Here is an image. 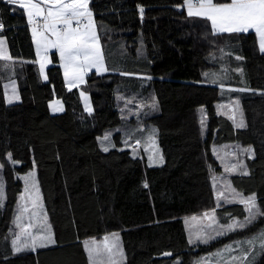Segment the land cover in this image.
I'll return each instance as SVG.
<instances>
[{"label": "trees", "instance_id": "16d2710c", "mask_svg": "<svg viewBox=\"0 0 264 264\" xmlns=\"http://www.w3.org/2000/svg\"><path fill=\"white\" fill-rule=\"evenodd\" d=\"M186 1L90 0L108 72L88 75V112L80 88H68L56 52L41 80L25 9L0 0L21 95L6 101L0 62V264H35L12 245L20 174L33 168L55 240L38 249V264H91L85 242L108 233L122 239L121 264H195L203 251L264 230V51L255 31L216 32L210 20L185 11ZM124 94L152 103L141 120L156 127L162 164L101 146L100 137L122 123ZM55 95L65 103L60 113L50 111ZM231 98L241 104L242 127L219 111ZM232 141L253 148L248 172L231 181L261 212L194 250L187 216L215 209L222 224L248 216L241 202L218 205L213 187L220 168L213 147ZM252 264H264V249Z\"/></svg>", "mask_w": 264, "mask_h": 264}, {"label": "rangeland", "instance_id": "374dc122", "mask_svg": "<svg viewBox=\"0 0 264 264\" xmlns=\"http://www.w3.org/2000/svg\"><path fill=\"white\" fill-rule=\"evenodd\" d=\"M34 2L39 3L40 0H34ZM41 7H44V5L41 4ZM88 9L92 13V22L95 25V32L99 40L100 52L103 58V65L105 68H107L94 13L90 6V0H88ZM25 12L27 14V9H25ZM39 18L42 20V25L40 27L37 26V31L43 32L44 21L41 17ZM73 26H75V24ZM31 30L36 50V62L39 66L41 80H48L47 69L50 65L53 64V52H56L58 54L60 64L63 67L65 74L64 62L60 58L59 49L49 47L47 52H45L44 44L42 41L40 49L38 51L36 43L37 37L33 34V27L31 28ZM45 35H47L49 39H54L49 33H45ZM0 41L3 42L0 43V62L2 65V69L5 71L3 83L6 101L10 104L16 103L21 100L18 80L16 78V68L18 65V61L16 58L11 56L6 37L2 35L1 30ZM5 55L10 57V59H4ZM42 63L44 65L43 70H41ZM93 71L99 74H104L108 72V68L107 71H101L97 68H91L84 74L83 82L73 80L70 75H65L68 88H80L85 109L88 112L93 111V103L90 93L83 89V85L85 84L88 75ZM45 76L47 77V79H45ZM15 97H18V99H16ZM121 99L123 109L122 123L110 128L103 136L100 137L101 146L104 149L107 148L108 150L114 147L130 148L133 150L134 154L144 156L150 165L162 164L164 158L163 152L158 144L156 127L150 125L148 122H144L141 120L144 113L143 111L149 108L152 103L149 104L148 102H138L137 104H135V101L130 100L129 96H126L125 94L121 96ZM49 104L51 113H60L65 110V103L63 99L57 95L54 96ZM54 107H59L63 110L54 111ZM89 109H91V111H89ZM219 111L225 115L230 116L236 125H244V112L239 100H237L236 98H231V100L228 99L221 102L219 105ZM204 117L205 113L203 112L202 118L204 119ZM117 135L118 137H120V143H118L116 139ZM213 151L220 164V168L213 175V187L217 198V204L221 205L237 203L242 199L248 198L233 185L231 176L236 173L248 172L247 159L249 156L254 155L253 148L251 146L243 145L238 141H232L214 145ZM233 166L236 167L235 171L232 170ZM20 177L24 182V190L16 209L14 227L17 231L16 236L19 234V238L21 240L20 242L22 243V245L24 247L26 244L29 245L28 247L21 249H33L34 247L30 246L32 243L31 237L45 236L51 237V240H54V235L47 211L44 206L43 191L36 168L21 173ZM1 187H4L2 183ZM218 192H222L223 197H218ZM255 203L258 209V212L256 214L257 216L261 212V210L256 198ZM206 213L208 214L207 216L205 215ZM246 218L234 219L229 224H222L219 221L215 209H213L203 213L187 216L185 218V222L189 239L195 246L194 250H197L196 248H198V244L209 243L213 239L222 237L223 235H226L228 232L232 231L227 230V226L231 225L233 221L246 223ZM262 233H264V230L241 239H235L223 243L221 246L211 251H203L196 256L195 264H252L256 256H258L259 253L263 251V249L260 247L261 241L258 239ZM106 237H108V240L106 242L101 239V237H95L94 240L90 239L91 241L88 240L87 248L93 246L92 241H96V243L100 245L102 249L105 243L109 247L115 245V247H113L114 255L102 250L99 256L91 259V264H96L100 258L104 260V264H121L125 260V251L120 235L118 233H108L106 234ZM249 241L252 242L251 246L248 243ZM46 242L47 241H44L43 243ZM17 245L15 246L17 247ZM40 245L41 242L37 241L35 247ZM245 252L249 254L247 259L233 260L234 257H242ZM180 263V258H176L172 262V264Z\"/></svg>", "mask_w": 264, "mask_h": 264}, {"label": "snow or ice", "instance_id": "6c2138e0", "mask_svg": "<svg viewBox=\"0 0 264 264\" xmlns=\"http://www.w3.org/2000/svg\"><path fill=\"white\" fill-rule=\"evenodd\" d=\"M8 2L27 9L28 18L34 24L33 34L37 37L38 51L42 41L45 52L49 47L59 49L66 76L70 75L73 80L83 82L84 74L91 68L107 71L103 65L99 40L95 32V25L92 22V13L88 9V0H40L39 3L34 2V0H8ZM41 4L44 7H41ZM188 14L207 18L217 32H246L249 29H255L260 34L261 48L264 49V0H231L230 3L224 4H214L213 0H201L199 9L195 12L192 11V6L189 4ZM35 17L43 19V32L37 31ZM81 18H87V24L81 26ZM74 23L75 26H73ZM45 33H49L54 39H49ZM0 43L3 42L0 41ZM4 59H10V57L5 55ZM43 67L42 63L41 70ZM45 79H47L46 76ZM15 98L18 99V97ZM53 110L62 111L63 109L54 107ZM237 126L242 127L243 125L238 124ZM104 150L108 151L107 148ZM232 170L235 171L236 167L233 166ZM217 195L223 197L222 192H218ZM240 202L246 205L249 213L246 223L233 221L231 225L227 226V230L245 227L247 223L252 222L258 212L254 196L242 199ZM258 239L261 241L260 247L264 249V233ZM103 240L106 242L108 237H104ZM31 241V247H35L37 241L41 242V246H44V241L52 242L51 237L45 236L31 237ZM85 243L87 246V242ZM248 243L251 246L252 242L249 241ZM92 245V247L87 248L90 259L99 256L102 250L114 255L113 247L115 245L109 247L105 243L103 249L96 241H92ZM28 246L25 245V247ZM16 251H21V248L17 247ZM248 255L245 252L242 257H234L233 260H245Z\"/></svg>", "mask_w": 264, "mask_h": 264}, {"label": "crops", "instance_id": "0c3cea01", "mask_svg": "<svg viewBox=\"0 0 264 264\" xmlns=\"http://www.w3.org/2000/svg\"><path fill=\"white\" fill-rule=\"evenodd\" d=\"M231 2V1H230ZM230 2H226V3H230ZM200 3H201V0H187L186 1V3H185V5H184V9H185V11L188 13L189 12V4H191V6H192V11L193 12H195L196 10H198L199 9V6H200ZM213 3L214 4H224V3H215L214 1H213ZM216 31V30H215ZM248 31H255L256 32V30L255 29H249ZM217 32V31H216ZM247 32V31H246ZM257 33V37H258V41H259V46H260V48H261V44H260V34L258 33V32H256ZM261 50H263L264 51V49H262L261 48ZM104 237H106V234L105 235H103V236H101V239H103ZM95 238H91V240H94ZM90 240V239H89ZM90 240V241H91ZM100 240V239H99ZM15 241V243H13ZM21 240H20V238H19V234L13 239V242H12V245H13V249H14V251L15 252H17L16 251V249L15 248H17V247H20V248H26V247H24L23 245H22V243L20 242ZM52 242H46V243H44V246H37V247H34L33 249H21V251H25L26 252V256L27 257H33V259H34V262H35V264H38V262H37V251H38V249L40 248V247H45V246H50V245H53L54 243H55V240H51ZM17 243H18V245H17ZM15 245H17V247L15 246ZM87 247V246H86ZM21 251H19V252H21ZM90 263H91V259H90ZM96 264H104V260L102 259V258H100L99 259V261L96 263Z\"/></svg>", "mask_w": 264, "mask_h": 264}, {"label": "built area", "instance_id": "2783aa9c", "mask_svg": "<svg viewBox=\"0 0 264 264\" xmlns=\"http://www.w3.org/2000/svg\"><path fill=\"white\" fill-rule=\"evenodd\" d=\"M180 9H182V6L180 7ZM34 20H35V26L36 27L37 26L40 27L42 25V20L39 17H35ZM81 21H82L81 26H83L84 24L87 23V18H81ZM0 25H2V27H0V30H1V29L4 28V25L3 24H0ZM28 25H29L30 28H32L34 26L33 22H31L30 20H28Z\"/></svg>", "mask_w": 264, "mask_h": 264}, {"label": "water", "instance_id": "95a60500", "mask_svg": "<svg viewBox=\"0 0 264 264\" xmlns=\"http://www.w3.org/2000/svg\"><path fill=\"white\" fill-rule=\"evenodd\" d=\"M198 250V248H196Z\"/></svg>", "mask_w": 264, "mask_h": 264}]
</instances>
